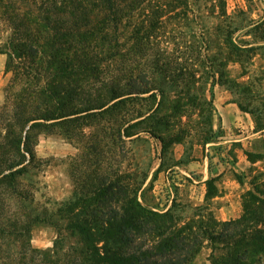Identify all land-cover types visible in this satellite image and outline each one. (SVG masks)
Masks as SVG:
<instances>
[{
  "label": "trees",
  "instance_id": "obj_1",
  "mask_svg": "<svg viewBox=\"0 0 264 264\" xmlns=\"http://www.w3.org/2000/svg\"><path fill=\"white\" fill-rule=\"evenodd\" d=\"M157 4L156 0H0V14L10 31L0 54L7 55L5 73L12 74L0 106V203L3 198H21L18 178L35 167L37 133L57 132L74 140L75 130L98 126L117 138L148 132L130 130L155 109L129 119L122 113L124 97L163 92L162 85H153L144 75L103 82L100 72L118 55L111 45L118 43L123 29L130 30L127 38L134 49L142 38L152 36L154 19L167 7ZM145 6L150 14L139 19ZM154 6L159 7L157 15ZM157 68L165 70L162 65L153 69ZM90 80L99 81V87L91 88ZM17 83L20 87L13 92ZM147 134L160 142L163 153L182 140L178 135ZM147 176L142 174L135 187L126 175L113 180L106 171H93L84 176L77 214L75 199L66 204L67 228L84 244L80 260L73 264H190L205 241L213 247L220 244L221 252L211 255V264H264V189L254 185L247 191L241 215L234 220L178 227L172 207L160 213L139 199L138 192L151 187L142 188ZM4 214L0 232L11 229L17 235L27 230L29 224H21L16 214Z\"/></svg>",
  "mask_w": 264,
  "mask_h": 264
},
{
  "label": "rangeland",
  "instance_id": "obj_2",
  "mask_svg": "<svg viewBox=\"0 0 264 264\" xmlns=\"http://www.w3.org/2000/svg\"><path fill=\"white\" fill-rule=\"evenodd\" d=\"M156 2L158 6L165 4L167 7L154 19L157 24L152 36L142 38L141 44L134 49L132 40L127 38L130 30L123 29L118 43L111 45L118 55L108 60L100 72L103 82L113 77L122 78L124 82L131 75H144L153 85H162L163 92L153 90L124 97L122 113L129 119L139 112L155 109L154 113H148L150 116L145 114V120L130 131L178 135L185 151L200 153L205 148L203 144L209 136L212 120L219 118L214 102L222 91L230 92L231 99L249 113L254 128L264 126V0ZM158 8L153 14L159 13ZM148 14L147 6L143 7L139 19L145 20ZM145 32L143 28L142 34ZM9 34L0 14V48H5L3 44ZM155 65H162L165 70L153 69ZM0 77V82L6 85L12 74L3 73ZM96 80H90L91 88L99 87ZM19 87L20 83L15 84L12 91ZM0 102L2 106L4 94L0 95ZM100 127L75 130L74 140L57 135V132L37 133L35 167L18 178L21 198H3L0 203V221L7 216L5 212L11 213L10 216L14 213L21 224L29 226L17 235L11 229L0 232V264L76 263L84 244L67 228L70 214L66 204L75 199L77 214L83 197L80 185L84 176L93 171L101 174L106 171L113 180L126 175L127 181L135 187L142 174L149 171L155 160L153 143H158L157 140H150L148 132H141L145 135L137 139L117 138L114 133L110 137L107 129ZM243 143L250 160L255 163L239 176L244 181L241 211L247 191L254 185L264 189V137L254 136ZM209 149L206 153H211L221 167L231 165L232 157L226 148ZM220 154L224 155V161L219 160ZM163 184L151 185L141 194L138 192L139 199L160 213L172 207L171 214L179 222L178 227L187 222L217 221L207 209L194 207L190 202L182 205L175 202ZM160 195L166 201L172 200L166 210L159 207L163 203ZM212 245L203 242L190 264H211V255L221 252L219 243Z\"/></svg>",
  "mask_w": 264,
  "mask_h": 264
},
{
  "label": "crops",
  "instance_id": "obj_3",
  "mask_svg": "<svg viewBox=\"0 0 264 264\" xmlns=\"http://www.w3.org/2000/svg\"><path fill=\"white\" fill-rule=\"evenodd\" d=\"M6 61L7 55L0 54V74L5 73ZM4 85V81L0 82L2 97ZM231 98L230 92L218 94L214 108L219 118L212 120L209 136L203 144L205 148L200 153L196 150L192 153L185 151L182 142L173 143L168 152L163 153L160 142L149 136L159 145L153 143L155 160L147 172L143 189L150 184L164 183L166 192L175 202H181V205L190 202L194 207L207 209L219 222L234 220L241 215L240 199L244 192V181L239 176L245 173L246 167L255 163L249 160L243 141L258 135L264 137V129L256 130L249 113ZM142 135L145 133L140 132L132 138L137 139ZM214 146L226 148L231 155L232 162L227 168L221 167L211 153H206ZM153 192L156 193L155 190Z\"/></svg>",
  "mask_w": 264,
  "mask_h": 264
},
{
  "label": "built area",
  "instance_id": "obj_4",
  "mask_svg": "<svg viewBox=\"0 0 264 264\" xmlns=\"http://www.w3.org/2000/svg\"><path fill=\"white\" fill-rule=\"evenodd\" d=\"M223 154H220V158H219V160L220 161H224L223 159H224V155L222 156ZM160 199H162L163 200V203H161L160 205H159V207H164L163 209H167L168 207H169V203H170V199L168 200V201H166V200H164L162 197H161V195H160Z\"/></svg>",
  "mask_w": 264,
  "mask_h": 264
}]
</instances>
